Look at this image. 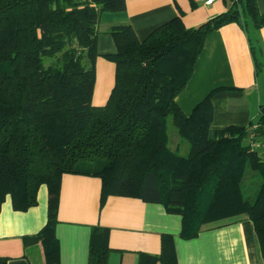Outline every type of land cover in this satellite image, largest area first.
Masks as SVG:
<instances>
[{
    "label": "trees",
    "instance_id": "trees-1",
    "mask_svg": "<svg viewBox=\"0 0 264 264\" xmlns=\"http://www.w3.org/2000/svg\"><path fill=\"white\" fill-rule=\"evenodd\" d=\"M226 1L224 12L196 26L178 15L142 40L131 25H113L114 50L100 53L101 15L123 10L125 0H0V206L9 195L14 210H26L47 186L46 223L23 236L25 245L41 244L45 264H59L54 228L64 173L99 177L102 199L161 203L182 216L183 238L211 218L245 212L264 240V162L244 143L247 128L211 126L215 91L188 116L175 101L208 33L243 16L264 25L256 0ZM100 54L115 75L106 103L97 106ZM168 117L188 143L186 153L170 146ZM109 251L108 229L93 226L90 264H106ZM145 260L177 264L172 236L162 235L160 254L141 255Z\"/></svg>",
    "mask_w": 264,
    "mask_h": 264
},
{
    "label": "crops",
    "instance_id": "crops-1",
    "mask_svg": "<svg viewBox=\"0 0 264 264\" xmlns=\"http://www.w3.org/2000/svg\"><path fill=\"white\" fill-rule=\"evenodd\" d=\"M195 1L192 6L190 0H125L123 10L102 13L97 26L98 51L114 50L109 34L113 25H131L142 40L175 16L180 15L186 27H193L229 6L226 0H213L209 5ZM256 3L258 11L264 13V0ZM95 65L107 76L102 77L99 92L94 89L93 97L102 95L104 101L115 66L101 54ZM213 91L211 126L246 127L244 143L258 150L250 145L249 133L250 123L260 121L264 115V25L256 27L250 17L243 16L207 34L193 71L175 101L188 116ZM185 142L179 137L171 147L186 153ZM47 200L45 184L38 188L37 204L26 210H14L10 196L5 197L0 206V257H5L7 264H45L41 244L25 245L23 236L36 234L44 226ZM95 225L108 229L110 251L106 264H149L148 260L141 263V255L158 256L164 234L172 236L177 264H264V240L260 241L245 212L205 223L196 236L183 238L182 216L167 212L161 203L114 194L102 199L99 177L64 173L54 228L59 264H90V235ZM153 264L165 263L156 260Z\"/></svg>",
    "mask_w": 264,
    "mask_h": 264
},
{
    "label": "rangeland",
    "instance_id": "rangeland-1",
    "mask_svg": "<svg viewBox=\"0 0 264 264\" xmlns=\"http://www.w3.org/2000/svg\"><path fill=\"white\" fill-rule=\"evenodd\" d=\"M94 67H95V82H94V89L95 90H97V92H99L98 90H99V87H100V85H102V81H103V78L102 77H105V76H107V75H105V73L102 71V70H100V69H97L96 68V65H94ZM99 72H98V71ZM98 74H99V78L97 79V77H98ZM114 75H115V69H114ZM114 75H113V77L112 78H110L109 79V82H111V80L113 81V83H112V86H111V88H110V90H109V93H108V95L106 96V98H105V100L103 101L102 100V95L101 96H99V95H97V98L95 99L94 97H93V95H92V104L93 105H97V106H101V105H104L105 103H106V101H107V99H108V97H109V95H110V92H111V90H112V87H113V84H114ZM96 92V93H97ZM93 94H94V90H93ZM95 100V101H94ZM97 101V102H96ZM168 135H169V144H170V146H173V144H175V142L176 141H179V137H178V135H177V130H176V127L174 126V124L172 123V120H171V117H168ZM185 145H188V143L187 142H185ZM260 155L262 154V152H264V150H262V148H258V150H256ZM230 216H233L232 214H221V215H219V216H217L215 219L214 218H211V219H209L208 220V222H213V221H216V220H218V219H223V218H227V217H230Z\"/></svg>",
    "mask_w": 264,
    "mask_h": 264
},
{
    "label": "built area",
    "instance_id": "built-area-1",
    "mask_svg": "<svg viewBox=\"0 0 264 264\" xmlns=\"http://www.w3.org/2000/svg\"><path fill=\"white\" fill-rule=\"evenodd\" d=\"M205 5H209L213 0H201ZM251 132L249 137L252 148H262L264 150V120L253 122L250 124ZM260 159L264 162V152L260 155Z\"/></svg>",
    "mask_w": 264,
    "mask_h": 264
}]
</instances>
